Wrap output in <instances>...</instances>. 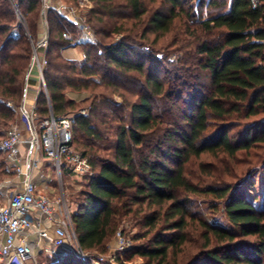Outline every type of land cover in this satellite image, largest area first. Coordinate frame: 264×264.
Wrapping results in <instances>:
<instances>
[{
  "label": "trees",
  "instance_id": "1",
  "mask_svg": "<svg viewBox=\"0 0 264 264\" xmlns=\"http://www.w3.org/2000/svg\"><path fill=\"white\" fill-rule=\"evenodd\" d=\"M90 1L87 22L96 44L83 46L80 62L68 60L59 54L68 43L50 27L44 69L49 103L41 92L35 107L38 120L50 112L61 117L80 109L70 94L91 95L83 102L89 113L75 114L72 123L73 146L77 140L93 170L81 177L87 190L74 194L80 197L72 214L80 250L104 253L128 218L145 229L132 240L148 239L134 246L133 255L150 264H168L173 253L189 257L184 246L195 219L187 206L190 197L203 195L221 202L231 228L196 219L202 243L192 264H264V203L253 206L243 184L196 186L184 172L186 163L205 155H244L250 174L264 173V0L255 7L250 0H196L193 11L180 0H162L145 21V0ZM18 3L26 6L28 30H35L40 0ZM53 15L55 24L69 26ZM172 32L179 65L163 60L169 70L158 60L146 63L138 50L142 40ZM112 35L120 39L111 41ZM30 57L24 25L15 24L8 0H0V125L14 120ZM0 166V174H11L4 155ZM53 264L91 262L64 253Z\"/></svg>",
  "mask_w": 264,
  "mask_h": 264
},
{
  "label": "built area",
  "instance_id": "2",
  "mask_svg": "<svg viewBox=\"0 0 264 264\" xmlns=\"http://www.w3.org/2000/svg\"><path fill=\"white\" fill-rule=\"evenodd\" d=\"M75 1L78 7L70 8L61 0H42L40 31L36 41H31L32 53L19 107V121L10 125L0 138V152L4 155L6 170L11 172L10 178L0 180V264H26L36 250L50 257L64 250L81 262L103 260L80 250L72 221L74 211H71L61 189L63 169L79 178L93 174L87 159L73 146L74 115L54 117L50 112L48 118L40 120L39 133L35 125L40 88L49 103L44 79L50 39L47 11L60 16L71 28L73 35L69 31L61 33L71 49L94 45L97 41L85 15L81 14L82 9L88 7V0ZM250 1L253 7L258 2ZM83 58L81 51L78 60ZM31 74L39 89L31 93L27 103V80ZM44 164L54 167L57 188L51 187V178L41 172ZM128 248L129 240L117 231L113 254L119 256Z\"/></svg>",
  "mask_w": 264,
  "mask_h": 264
},
{
  "label": "rangeland",
  "instance_id": "3",
  "mask_svg": "<svg viewBox=\"0 0 264 264\" xmlns=\"http://www.w3.org/2000/svg\"><path fill=\"white\" fill-rule=\"evenodd\" d=\"M161 1L162 0H145L144 1L145 7L148 9V12L143 16L144 21L147 18H149V16H151L153 11L160 9ZM8 2L12 10V13L14 15L15 24L22 23L24 25V30H25L29 45L31 47V41L32 42L36 41L37 34L40 31V28H39L40 27V15H41V12L43 11L42 0H40L41 9H40V14L36 21L37 23V27H35L36 31L30 30L31 32L27 28L28 20L26 22V17L29 18V15H26L25 13L26 6L25 5L21 6L18 3V0H8ZM61 2L65 3L70 8L78 7L77 2L75 0L73 1L72 0H61ZM88 2H89L88 7L83 8L82 9L83 11L81 12V14L85 15L86 20L88 19L89 11L93 8L92 2L90 0H88ZM180 2L184 8H186L187 5H190L192 8L191 9L192 11L196 10V8H194L196 4V0H180ZM53 14L50 13L49 11H47L46 13L49 28L52 26L51 29L53 30H59L61 31V33L65 31H69V34L73 35V32L69 26L61 27L59 26V24L57 23L55 24V22H53V17H54ZM205 15H206V10L204 9L201 12V16L204 17ZM19 18L22 21H20ZM51 19H52L53 24H51ZM88 24L91 28V24L90 23ZM175 25L177 28V26L179 25V22L176 21ZM96 36L97 35H95V37ZM97 37H96V40H97ZM119 39H120V36L112 35L111 37V41H118ZM49 40L50 41L48 43L47 48H52L51 47L52 39H49ZM173 40H174V32L169 33L167 35L150 33L148 35L147 40H142L143 47H139L138 50L140 51V49L142 48L143 52L142 51L141 52L145 56L146 63H149L151 60H158L160 63L163 60H166L168 63L169 62H172L173 64L176 63L175 65L177 66L179 65L176 62L177 56L178 54H181V53L177 51L176 45H173ZM108 41L109 39L104 40V42H108ZM82 49H83V46L78 47L74 50L68 46L67 47L64 46L63 50L59 51V54L68 60H74L76 62H80L77 58L79 57ZM167 62L166 63L162 62V67L170 70L172 66L171 64H168ZM29 63H30V60L28 62L27 69L23 77V94H24V89L26 86V75H27ZM32 75L33 74H31V77H29L27 80L28 88H29L27 92L28 93L27 98L29 99V102L31 98L30 97L31 93H33L38 88L36 80L34 79V77H32ZM161 76H162V72H161ZM39 92L40 93L43 92V89L40 88ZM90 96L91 95L86 92H80V93L76 92L74 94H70L68 97L75 100L76 103L80 106V109L75 112H71L69 114L87 115L89 113V107H87V102L85 103L83 102L87 99V97H90ZM22 100H23V96H22ZM20 105L16 108V114L13 120L16 122L12 123V125L17 124L19 121ZM11 122H9L8 125ZM39 123H40V120L35 121L36 127L38 126ZM7 126L0 125V134H3L4 131H6ZM37 131L39 133L38 127H37ZM105 136H108L107 138L110 141L113 138L111 137L112 135L110 134L109 135L106 134ZM75 138H79V141L81 142L84 140V137L81 136L80 133L76 134ZM75 147L77 151L82 150V147L79 146V143L77 142V140H75ZM2 159H3V155L0 154V160ZM249 160L250 158L244 155L238 156L236 160H229L221 156L215 158L212 156L205 155L198 159H192L191 161L186 163L184 165V172L187 178L196 186L205 187V186H215V185L219 186L221 184H231V185H240V184L242 185L243 184V190L249 197L252 205L255 206L256 208H260L262 204L264 203V173L260 169H255L253 173L250 174V172H248V169L250 168V166L247 163ZM0 169H1V166H0ZM40 170L43 174H45L46 176L48 175L51 178L50 186L57 188L58 178H57L54 167L51 165L47 166L44 164ZM62 171L63 173L60 179L61 189H62V192L65 194V198L67 199V202L70 206L71 211L75 212L77 210V205L79 203L80 197H76L74 196V194H77L82 191H86L87 189L84 185L86 184L87 181L82 180L78 176L67 174L66 171H64V169ZM10 177H11V174L9 175L0 174V180L4 178H10ZM190 200L191 201H190V204L187 206V210L189 211L191 218L195 220H192L190 222V225H189L190 227L188 229L189 242L186 243V245L184 246L190 249L189 257L182 255V254L173 253L169 255L168 257V260H167L168 264H192L194 260V255H196V252L198 251V245L202 243L201 241H198L199 229L197 228V222H196L198 219L204 220L209 224H215L221 228L222 227L227 228V229L231 228L230 224L228 223L224 215L221 202H218L212 199L210 196L208 197V196H203V195L195 196V197L192 196L190 197ZM128 220L130 219L125 218L121 221V224L118 226L113 236L107 242L104 253L91 252L92 257H95V258L102 257L103 258L102 261L98 260V262H91V264H150L145 259L132 254L134 246L140 243H145L146 240L148 239H143L139 242H135L134 240H132L133 236H137V234L139 233L141 234L145 232V229L144 228L142 229V227L136 226V224H132V221H128ZM117 231H121L122 235H124L126 239L129 240V248L125 250L119 256L113 254L115 250V234ZM149 236L150 235H148V237ZM241 240L251 241L252 239L251 238H244V239L241 238ZM64 253L65 251L61 250L58 255L50 257V256H47L46 253L38 252L36 250L33 256H31V258L27 261L26 264H53ZM152 264H155V263H152Z\"/></svg>",
  "mask_w": 264,
  "mask_h": 264
},
{
  "label": "crops",
  "instance_id": "4",
  "mask_svg": "<svg viewBox=\"0 0 264 264\" xmlns=\"http://www.w3.org/2000/svg\"><path fill=\"white\" fill-rule=\"evenodd\" d=\"M78 59V58H77ZM27 103H29V99H27ZM28 105V104H27Z\"/></svg>",
  "mask_w": 264,
  "mask_h": 264
}]
</instances>
